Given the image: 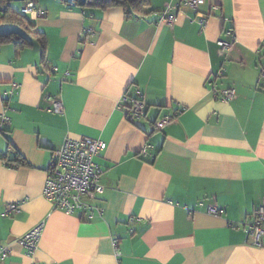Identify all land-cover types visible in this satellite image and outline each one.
<instances>
[{
	"label": "crops",
	"instance_id": "1",
	"mask_svg": "<svg viewBox=\"0 0 264 264\" xmlns=\"http://www.w3.org/2000/svg\"><path fill=\"white\" fill-rule=\"evenodd\" d=\"M67 1L34 0L45 11L30 17L45 58L39 33L24 48L0 43V115L11 118L0 133V243L11 254L0 264H264V237L255 244L251 232L264 206V0H204L198 10L149 0L145 14ZM168 13L172 24L161 21ZM86 27L96 31L90 41ZM12 29L26 34L0 26ZM213 84L236 96L216 97ZM139 92L145 113L129 121L121 98ZM67 137L107 143L96 157L104 210L89 219L43 195L52 152ZM16 151L25 165L1 159ZM12 203L20 210L4 216ZM39 224L29 253L19 239Z\"/></svg>",
	"mask_w": 264,
	"mask_h": 264
},
{
	"label": "built area",
	"instance_id": "2",
	"mask_svg": "<svg viewBox=\"0 0 264 264\" xmlns=\"http://www.w3.org/2000/svg\"><path fill=\"white\" fill-rule=\"evenodd\" d=\"M204 0H183V4L198 10L200 4ZM170 6L167 7L169 9ZM215 8V7H214ZM22 11L30 14L33 18L44 15V10L36 5L34 1H28ZM165 13V12H163ZM175 20V15L168 13L162 16L161 21L172 24ZM204 22V19H201ZM96 31L91 27H86L82 34V39L90 41ZM219 45L223 49L231 47V41L224 39L218 40ZM70 71H66L64 75H69ZM264 79V67L260 73V80ZM14 87L19 84L14 83ZM214 95L222 97L225 100H232L236 96L235 88H228L221 90L213 84ZM120 106L124 110L126 119L133 121L144 115L146 108V101L141 92L137 95H124L121 98ZM52 111L62 113L64 110L63 101L60 98H53ZM179 110L160 118L156 126L164 128L168 123L173 121L179 115ZM0 127L9 120L6 112L0 115ZM151 145L145 144L140 150L139 156L146 158ZM107 148V143L101 139H94L89 137L72 138L67 137L60 146L55 148L52 152L50 162L48 163L46 171V179L43 186L44 197L51 202L53 207L66 212L67 214H74L78 211H83L86 218H92L96 213H102L103 207L95 202L99 194L103 191L104 186L100 182V175L103 173L101 165L96 161V157ZM20 210L18 203L9 204L7 210L3 213L4 216L10 215L13 212ZM223 212L222 209L214 205L208 206V213L219 215ZM260 223L253 226L252 234L254 236L255 244H262V237H264V206L259 210ZM43 224H39L30 229L19 239V244L25 248L29 253H33L38 246V242L42 235ZM117 253L120 254L117 248V242L114 241ZM11 254V249L7 245L0 243V260H4Z\"/></svg>",
	"mask_w": 264,
	"mask_h": 264
},
{
	"label": "trees",
	"instance_id": "3",
	"mask_svg": "<svg viewBox=\"0 0 264 264\" xmlns=\"http://www.w3.org/2000/svg\"><path fill=\"white\" fill-rule=\"evenodd\" d=\"M16 1H24L26 4L28 1H34V0H0V26H6V25L17 26L24 29L26 34L24 35L20 33L19 30H13V29L5 30V31L0 30V43L3 44V43L11 42L15 44L17 49L24 48L26 45H30L32 43L30 39L36 32L37 34L38 33L41 34V37L38 40L41 43V49L44 55L43 58H45L47 42L44 40L43 34L38 32V30L35 29V25L31 23L30 14H26L22 11L24 5L21 6L20 8H16L14 6ZM64 1L68 2L67 0ZM72 2L74 6L80 8L81 10H85L86 8L106 10L107 8L121 5L124 6L126 10L129 12L135 11V12H140L141 14L147 13V7L149 6V0H72ZM46 63H47L46 60L43 59V64ZM18 87L12 86L10 92L17 89ZM5 100L8 101V99L6 98ZM175 110H179V112H181L182 108L178 107ZM10 121L11 118L9 117L8 122H6L5 124H3V126L0 127V133L3 134L5 132V129L7 128L6 126H9ZM6 155L7 154L3 155L1 159L4 160L6 164L9 166L25 165L27 163V161L23 158L22 154L18 151L14 152L11 156V159L9 160H8V155L7 156Z\"/></svg>",
	"mask_w": 264,
	"mask_h": 264
},
{
	"label": "rangeland",
	"instance_id": "4",
	"mask_svg": "<svg viewBox=\"0 0 264 264\" xmlns=\"http://www.w3.org/2000/svg\"><path fill=\"white\" fill-rule=\"evenodd\" d=\"M15 3H17V2H15Z\"/></svg>",
	"mask_w": 264,
	"mask_h": 264
}]
</instances>
